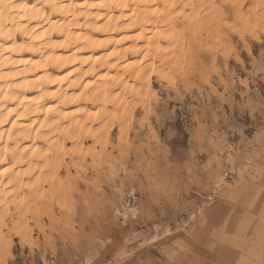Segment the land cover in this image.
<instances>
[{"label":"clouds","instance_id":"9594fccd","mask_svg":"<svg viewBox=\"0 0 264 264\" xmlns=\"http://www.w3.org/2000/svg\"><path fill=\"white\" fill-rule=\"evenodd\" d=\"M0 264H264V0H0Z\"/></svg>","mask_w":264,"mask_h":264}]
</instances>
